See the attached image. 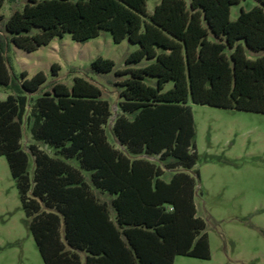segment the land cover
Segmentation results:
<instances>
[{
    "label": "trees",
    "instance_id": "1",
    "mask_svg": "<svg viewBox=\"0 0 264 264\" xmlns=\"http://www.w3.org/2000/svg\"><path fill=\"white\" fill-rule=\"evenodd\" d=\"M148 1L26 0L6 22L0 14V89L10 92L0 99V157L43 264H81L79 253L83 264L210 258L197 181L188 174L197 162L188 103L264 114V0L233 22L230 9L241 0H160L150 14ZM102 30L115 44L138 46L123 70L102 58L89 66L95 75L114 71L112 134L122 151L108 142L111 106L97 86L74 78L33 98L46 76L10 72L11 44L32 53L66 33L86 42ZM246 50L258 56L249 59ZM58 70L52 65V76Z\"/></svg>",
    "mask_w": 264,
    "mask_h": 264
},
{
    "label": "rangeland",
    "instance_id": "2",
    "mask_svg": "<svg viewBox=\"0 0 264 264\" xmlns=\"http://www.w3.org/2000/svg\"><path fill=\"white\" fill-rule=\"evenodd\" d=\"M159 1L147 2L149 14ZM25 3L26 0H5L0 11L3 23L13 12L21 11ZM258 6L255 0H241L231 7L230 21L237 19L241 9L249 11ZM137 48L127 40L115 44L110 32L102 30L97 38L86 42H74L66 33L32 53L11 44L8 58L11 74L18 76L25 72L28 79L40 72L46 76L40 92L29 95L33 98L49 90L53 82L70 87L74 78L97 86L111 106L112 116L105 127L108 142L122 151L112 134L120 88L110 85L109 81L115 79L114 71L126 68V57ZM246 55L249 59L258 56L249 50ZM96 58L113 61L114 71L107 75L91 73L89 66ZM54 64L59 67L57 76L51 74ZM143 82L154 86V79L145 78ZM170 88L171 82L163 91ZM9 93L0 89V99ZM188 106L194 119L193 144L197 153L196 165L188 174L197 181L194 202L197 217L205 224L203 232L207 235L210 258L177 256L173 264H264V114L190 102ZM22 134V147L28 152L33 142L26 122ZM36 146L52 154L43 145ZM32 169L30 157L29 174ZM171 175L172 172L166 171L163 180L167 182ZM79 255L83 264L84 254ZM0 264H43L4 157H0Z\"/></svg>",
    "mask_w": 264,
    "mask_h": 264
}]
</instances>
